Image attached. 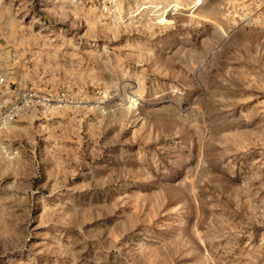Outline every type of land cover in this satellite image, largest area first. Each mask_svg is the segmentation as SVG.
Segmentation results:
<instances>
[{"label": "rangeland", "instance_id": "rangeland-1", "mask_svg": "<svg viewBox=\"0 0 264 264\" xmlns=\"http://www.w3.org/2000/svg\"><path fill=\"white\" fill-rule=\"evenodd\" d=\"M0 63V264H264V0H0Z\"/></svg>", "mask_w": 264, "mask_h": 264}, {"label": "built area", "instance_id": "built-area-1", "mask_svg": "<svg viewBox=\"0 0 264 264\" xmlns=\"http://www.w3.org/2000/svg\"><path fill=\"white\" fill-rule=\"evenodd\" d=\"M52 98L34 88L16 89L8 79V71L0 63V131L16 124L28 111L48 108Z\"/></svg>", "mask_w": 264, "mask_h": 264}, {"label": "crops", "instance_id": "crops-1", "mask_svg": "<svg viewBox=\"0 0 264 264\" xmlns=\"http://www.w3.org/2000/svg\"><path fill=\"white\" fill-rule=\"evenodd\" d=\"M12 86H14L16 89H22V87H18V85H16L15 81H12L11 83ZM39 118H41L40 115L34 113V112H27L23 115H21V117L19 118L20 122L18 125L19 129H27L28 128V132L31 131V128L33 127V125H35V122L37 120H39Z\"/></svg>", "mask_w": 264, "mask_h": 264}]
</instances>
